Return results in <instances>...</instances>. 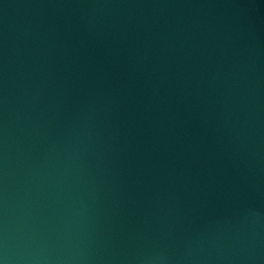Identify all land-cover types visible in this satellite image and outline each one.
<instances>
[{
    "label": "water",
    "instance_id": "95a60500",
    "mask_svg": "<svg viewBox=\"0 0 264 264\" xmlns=\"http://www.w3.org/2000/svg\"><path fill=\"white\" fill-rule=\"evenodd\" d=\"M0 264H162L64 132L1 25Z\"/></svg>",
    "mask_w": 264,
    "mask_h": 264
}]
</instances>
